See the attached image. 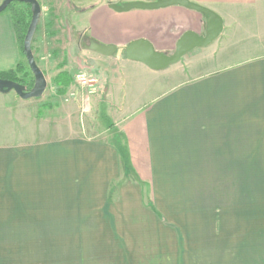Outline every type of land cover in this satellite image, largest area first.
Returning <instances> with one entry per match:
<instances>
[{"label": "crops", "instance_id": "obj_1", "mask_svg": "<svg viewBox=\"0 0 264 264\" xmlns=\"http://www.w3.org/2000/svg\"><path fill=\"white\" fill-rule=\"evenodd\" d=\"M36 1L31 52L46 90L0 93V264H76L77 240L99 228L92 210L131 196L147 215L111 223L116 264H264V0H187L222 31L162 71L123 49L145 40L170 54L184 33L204 36L202 14L109 7L156 0ZM63 6L83 15L82 30L56 22ZM76 33L117 51L85 48L76 68ZM24 59L2 12L0 73ZM77 71L94 80L85 95L73 90Z\"/></svg>", "mask_w": 264, "mask_h": 264}, {"label": "water", "instance_id": "obj_2", "mask_svg": "<svg viewBox=\"0 0 264 264\" xmlns=\"http://www.w3.org/2000/svg\"><path fill=\"white\" fill-rule=\"evenodd\" d=\"M12 3H23L29 5L31 18L26 29L22 49L28 69L33 77V86L26 89L23 85L10 80L0 79V93L7 94L14 92L20 99L29 100L40 98L46 90V80L41 70L36 65L32 52L31 42L40 18V6L36 0H4L0 4V14ZM171 6H181L202 14L206 20L204 36H198L192 32L184 33L176 43L175 50L171 55H165L154 50L151 44L145 40L130 42L124 49L127 60L138 62L153 71H162L176 64L190 51L196 48H203L211 44L222 31V21L219 16L210 10L190 3L187 0H156L155 2H130L122 6L110 4L109 7L116 12H128L131 10H156ZM87 50L95 52L101 56H113L117 49L114 46H103L94 40H88Z\"/></svg>", "mask_w": 264, "mask_h": 264}, {"label": "rangeland", "instance_id": "obj_3", "mask_svg": "<svg viewBox=\"0 0 264 264\" xmlns=\"http://www.w3.org/2000/svg\"><path fill=\"white\" fill-rule=\"evenodd\" d=\"M3 1L4 0H1L0 4ZM67 3H71L72 7H79L81 5H84L86 3V0H68ZM22 4L23 3H13L10 6V10L7 9L4 12L11 13L12 10L22 12L24 15V21L28 25L30 18H31L30 8L27 5H22ZM81 11L82 10L80 9L76 10L77 13H81ZM85 21L86 20L85 18H83L82 14H74L70 10V7L65 8L64 6L59 9V14L56 17L57 23H59L60 25L62 24L67 25L69 27V31L73 33H75V31L82 30L86 26ZM75 36L76 37L74 39V43L72 44H75V53L77 54V57H76L77 65L75 67L78 68L79 67L78 65H81V62H82V60L78 58V55L79 53H81L82 50L84 51L85 47L88 46V41L87 39H84L82 37V34L78 35L76 33ZM70 41H71V38H70ZM173 52H171L170 54L168 53H162V54L171 55L173 54ZM25 64L26 62L23 64L24 70L22 74H19L17 78H18V81H20L22 85L29 90L32 88L34 81H33V77H32L30 70L29 69H27L28 71L26 70L25 66H27V64L26 65ZM177 66L178 65L171 66L170 68H176ZM79 75H81L85 79H91V78H88L87 76H83L81 72L77 71L75 76L72 79L73 80L72 82L73 90L77 92V94L80 93V95H85L86 94L85 91H89V92L92 91L95 88L94 87L95 85L92 84L91 89L81 87L80 84L76 81V76H79ZM124 182H126V180ZM116 199H117V195L116 196L114 195L112 202H116ZM124 199L125 200L127 199L126 203L119 206L118 209H117L116 203H114V205L109 206V208L92 210L91 212L92 221L93 222L96 221V223H98L97 225L99 226V228L96 227L95 225H92L89 232L87 230L88 233L83 235L84 240H77L76 242V248H77L76 249L77 251L76 261L77 263L76 264H116L115 263L116 261L115 259L116 241L114 239L115 238V235H114L115 226L114 224H111V223L114 222L116 217L120 216V213L122 211L125 215H128L129 212L131 214L132 212H134L136 216L147 215L143 211L132 209L129 206L130 204L128 203V201L132 200V196L131 198H124ZM146 200H149L147 196L143 198V201H145V203H146ZM162 212L165 215H168L169 217L182 216L183 214H187L177 209H167V210H162ZM104 222L106 223L105 225L102 224Z\"/></svg>", "mask_w": 264, "mask_h": 264}, {"label": "trees", "instance_id": "obj_4", "mask_svg": "<svg viewBox=\"0 0 264 264\" xmlns=\"http://www.w3.org/2000/svg\"><path fill=\"white\" fill-rule=\"evenodd\" d=\"M8 10H10V7H8ZM11 17H12L13 26H14V29H15V32L17 35V40L19 43L21 54L25 58L24 53H23V49H22V44H23V38H24V35H25V32H26L28 25L24 21V15L22 12L12 10L11 11ZM23 70H24V65L22 63H20L16 66V68L14 70L0 73V79L10 80V81H13V82H16V83L22 85V83L20 81H18L17 76L19 74H22Z\"/></svg>", "mask_w": 264, "mask_h": 264}, {"label": "built area", "instance_id": "obj_5", "mask_svg": "<svg viewBox=\"0 0 264 264\" xmlns=\"http://www.w3.org/2000/svg\"><path fill=\"white\" fill-rule=\"evenodd\" d=\"M76 81L80 84L81 87L88 88V89H91L92 88L91 85L94 84L93 79H85L81 75L76 76Z\"/></svg>", "mask_w": 264, "mask_h": 264}, {"label": "flooded vegetation", "instance_id": "obj_6", "mask_svg": "<svg viewBox=\"0 0 264 264\" xmlns=\"http://www.w3.org/2000/svg\"><path fill=\"white\" fill-rule=\"evenodd\" d=\"M13 4V3H12ZM12 4H10L8 7H10ZM26 5V4H25ZM29 7V5H27ZM8 7L6 8V10L8 9ZM30 8V7H29Z\"/></svg>", "mask_w": 264, "mask_h": 264}]
</instances>
